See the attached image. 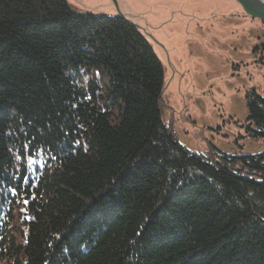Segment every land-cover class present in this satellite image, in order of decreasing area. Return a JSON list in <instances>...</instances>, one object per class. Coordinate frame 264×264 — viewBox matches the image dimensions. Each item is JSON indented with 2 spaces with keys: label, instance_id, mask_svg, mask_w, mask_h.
Segmentation results:
<instances>
[{
  "label": "trees",
  "instance_id": "trees-1",
  "mask_svg": "<svg viewBox=\"0 0 264 264\" xmlns=\"http://www.w3.org/2000/svg\"><path fill=\"white\" fill-rule=\"evenodd\" d=\"M164 90L124 17L0 0V264H264V151L192 152ZM245 100L264 141V92Z\"/></svg>",
  "mask_w": 264,
  "mask_h": 264
},
{
  "label": "rangeland",
  "instance_id": "rangeland-1",
  "mask_svg": "<svg viewBox=\"0 0 264 264\" xmlns=\"http://www.w3.org/2000/svg\"><path fill=\"white\" fill-rule=\"evenodd\" d=\"M82 12L121 15L149 40L165 67L164 120L195 153L212 146L235 154L264 151L242 139L245 95L264 92L256 46L264 23L234 0H68Z\"/></svg>",
  "mask_w": 264,
  "mask_h": 264
},
{
  "label": "water",
  "instance_id": "water-1",
  "mask_svg": "<svg viewBox=\"0 0 264 264\" xmlns=\"http://www.w3.org/2000/svg\"><path fill=\"white\" fill-rule=\"evenodd\" d=\"M234 1H236L242 7L243 11L248 16L254 19H259L261 21H264V0H234Z\"/></svg>",
  "mask_w": 264,
  "mask_h": 264
},
{
  "label": "snow or ice",
  "instance_id": "snow-or-ice-1",
  "mask_svg": "<svg viewBox=\"0 0 264 264\" xmlns=\"http://www.w3.org/2000/svg\"><path fill=\"white\" fill-rule=\"evenodd\" d=\"M85 79H87V77H85ZM89 99H90V97H89ZM29 143H31V142H29ZM28 159L30 160V159H31V157L29 156V157H28ZM22 179L24 180V182H27V177H26V176H25V177H23ZM24 203H28V201H27V200H25V201H24Z\"/></svg>",
  "mask_w": 264,
  "mask_h": 264
}]
</instances>
